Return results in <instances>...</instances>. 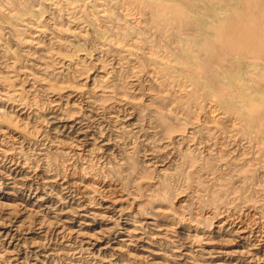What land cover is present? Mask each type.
<instances>
[{"label": "rangeland", "instance_id": "obj_1", "mask_svg": "<svg viewBox=\"0 0 264 264\" xmlns=\"http://www.w3.org/2000/svg\"><path fill=\"white\" fill-rule=\"evenodd\" d=\"M12 1L0 0V264H264V99L257 121L239 99L264 86V52L214 33L242 1L168 0L158 17V0Z\"/></svg>", "mask_w": 264, "mask_h": 264}, {"label": "bare ground", "instance_id": "obj_2", "mask_svg": "<svg viewBox=\"0 0 264 264\" xmlns=\"http://www.w3.org/2000/svg\"><path fill=\"white\" fill-rule=\"evenodd\" d=\"M9 1H11V4H12V0H9ZM58 1V0H57ZM61 1V0H60ZM65 1V0H64ZM68 2L70 1V0H67ZM92 1V0H91ZM95 1V0H94ZM93 1V2H94ZM99 1V0H98ZM101 1V0H100ZM99 1V2H100ZM103 1V0H102ZM112 0H110V1H108V2H111ZM115 1V0H114ZM126 1H128V0H126ZM228 1V0H227ZM242 1V4H243V7H240V8H234V7H231V10L233 11V13L232 14H230V16H228L227 18H221V16H220V14H218L217 16H215V19L217 20V22H218V28H217V30L214 32L216 35H220V36H226V38H225V41H229L230 43L231 42H234V41H240V40H244L243 42H246L247 44H249L250 45V47L252 48V49H255V50H262L263 52H264V6L262 5V3H263V0H241ZM2 2V1H1ZM5 2V1H4ZM59 2V1H58ZM66 2V1H65ZM65 2H64V4L63 5H68V6H70L69 5V3L68 4H65ZM74 2V1H73ZM96 2V1H95ZM104 2H105V0H104ZM103 2V3H104ZM107 2V3H108ZM124 2V1H123ZM195 2V1H194ZM213 2H214V0H213ZM217 2V0L215 1V3ZM5 3H7V2H5ZM14 3V2H13ZM97 3V2H96ZM106 3V2H105ZM135 3V2H134ZM133 3V4H134ZM8 4V3H7ZM71 4V3H70ZM73 4V3H72ZM94 4V3H93ZM110 4V3H109ZM131 4V3H130ZM175 4V3H174ZM203 4V3H202ZM223 4V3H222ZM2 5V4H1ZM5 5V4H4ZM18 5V4H17ZM60 5V4H59ZM172 5H173V3H172ZM172 5H170L169 3H168V0H164V1H159L158 0V2H155L153 5H151L152 6V11L151 12H153V14L154 15H156L157 17L158 16H165V15H169L170 13L173 15V12H174V10L176 9L174 6H172ZM201 5V4H200ZM12 6V5H11ZM79 6V5H78ZM78 6H77V8H78ZM83 6V5H82ZM102 6V5H101ZM105 6H107V4L105 5ZM110 6V5H109ZM140 6V5H139ZM175 6L177 7L178 5L177 4H175ZM193 6V5H192ZM191 6V7H192ZM15 7V6H14ZM36 7V6H35ZM54 7V6H53ZM62 7V6H61ZM98 7V6H97ZM103 7V6H102ZM100 8V9H103V8ZM112 7V6H111ZM180 7V6H179ZM194 7V6H193ZM204 7H205V5H204ZM251 7H253L254 8V11H250L251 9ZM16 8V7H15ZM72 8V7H71ZM76 8V9H77ZM65 9V8H64ZM81 9V8H80ZM83 9V8H82ZM111 9V8H110ZM180 9H181V7H180ZM223 9V8H222ZM248 9H249V11H248ZM15 10V9H14ZM14 10H13V12H14ZM62 10V9H61ZM71 10V9H70ZM69 10V8H68V11H70ZM104 10V9H103ZM102 10V11H103ZM109 10V9H108ZM194 10H195V8H194ZM226 10V9H225ZM79 11V10H78ZM101 11V12H102ZM110 11H112V10H110ZM223 11V10H222ZM227 11V10H226ZM225 11V12H226ZM75 12H76V10H75ZM107 13H108V11H106ZM144 12V11H143ZM80 13V12H79ZM94 13V12H93ZM106 13V14H107ZM111 13V12H110ZM206 13H208V12H206ZM72 14H74V13H72ZM152 14V15H153ZM187 14V13H186ZM221 14H223V12L221 13ZM226 14V13H225ZM255 14H256V16L258 15V14H260V15H258V21H256V22H254V18L256 17L255 16ZM19 15V14H18ZM77 15V14H76ZM85 15V14H84ZM103 15H105V14H102V16ZM108 15H109V13H108ZM141 15V14H140ZM11 16V15H10ZM71 16V15H70ZM79 16V15H78ZM82 16H83V13H82ZM93 16V15H92ZM128 16V15H127ZM144 16H145V13H144ZM223 16V15H222ZM254 16V18H252ZM14 17V16H13ZM16 17V16H15ZM85 17V16H84ZM252 19H251V18ZM19 18V17H18ZM40 19H41V17H39ZM91 18V17H90ZM94 18V17H93ZM102 18V17H101ZM151 18V17H150ZM156 18V17H155ZM248 18V19H247ZM103 19H105V18H103ZM106 19H107V17H106ZM160 19V18H159ZM158 19V20H159ZM163 19V18H162ZM108 20V19H107ZM145 20V19H144ZM164 20V19H163ZM194 20L195 21H200V19L199 18H194ZM257 20V19H256ZM39 21V20H38ZM75 21H76V19H75ZM155 21V20H154ZM153 21V22H154ZM157 21V20H156ZM155 21V22H156ZM162 21V20H161ZM193 21V20H192ZM137 22V21H136ZM154 22V23H155ZM160 22V21H159ZM231 23V22H234V24H235V26L233 25L232 27H228V23ZM127 23V22H126ZM158 22H156L155 24H157ZM193 23V22H192ZM85 24V23H84ZM138 24V23H137ZM150 24V23H149ZM197 24H199V22H197ZM152 25V24H151ZM158 25V24H157ZM156 25V26H157ZM161 25V27H162V25L163 24H160ZM169 25V24H168ZM167 25V26H168ZM15 26H16V24H15ZM94 26V25H93ZM107 26V25H106ZM159 26V25H158ZM170 26V25H169ZM168 26V27H169ZM4 27V26H3ZM149 27H150V25H149ZM2 28V27H1ZM0 28V29H1ZM107 28V27H106ZM113 28V27H112ZM124 27H122V29H123ZM157 28V27H156ZM209 28H211V26L209 27ZM43 29H44V27H43ZM126 29V28H125ZM149 29V28H148ZM160 29V28H159ZM181 29V28H180ZM38 30V29H37ZM124 30V29H123ZM140 30V29H139ZM153 30H156V29H153ZM110 31V30H109ZM113 31H115V28L113 29ZM150 31H152V30H150ZM182 31V30H181ZM100 32V31H99ZM116 32V31H115ZM125 32V31H124ZM124 32H122L123 34H124ZM146 32V31H145ZM155 32V31H154ZM183 32V31H182ZM186 32H188V31H186ZM186 32L184 33L185 34V36H187L186 35ZM118 33V32H117ZM116 33V34H117ZM122 33H121V35H122ZM126 33H127V31H126ZM149 34H151L150 32H148ZM156 33V32H155ZM194 33V32H193ZM192 33V36L194 35L195 37L194 38H196V39H198V40H196V42L197 43H199V42H201V41H204V42H206V38H205V36H206V34L205 33H203V30H202V32H201V28H200V31L199 30H196V32H195V34H193ZM9 34V33H8ZM11 34V33H10ZM119 34V33H118ZM139 34V33H138ZM154 34V33H153ZM176 34H178V33H176ZM111 35V34H110ZM146 35V34H145ZM156 35V34H155ZM154 35V36H155ZM117 36V35H116ZM125 35H122L121 36V38H123ZM176 36V35H175ZM190 36V35H189ZM191 36V38H193ZM118 37V36H117ZM127 37V36H126ZM149 37V36H148ZM150 37H152V35L150 36ZM188 37V36H187ZM219 37V36H218ZM181 38V37H180ZM221 38V37H220ZM151 39V38H150ZM153 39V38H152ZM163 39V41H164V37L162 38ZM177 39V38H176ZM227 39V40H226ZM135 40V39H134ZM183 40V39H182ZM181 40V42H184V41H182ZM222 42H224V40H222V39H220ZM124 41V40H123ZM149 41V40H148ZM211 41V40H210ZM150 42V41H149ZM178 42V41H177ZM189 42V41H188ZM220 42V41H219ZM0 43H1V41H0ZM150 43H153V42H150ZM157 43H159L158 41H157ZM176 43V42H175ZM180 43V42H179ZM192 43H193V41H192ZM207 43V42H206ZM209 43V42H208ZM211 43H213V41L211 42ZM3 44V43H2ZM233 44H235V42L233 43ZM233 44H230L231 45V47H233L232 49H234V45ZM236 44H239V43H237L236 42ZM4 45V44H3ZM3 45H1V46H3ZM6 45V44H5ZM129 45H130V43H129ZM157 45H159V44H157ZM156 45V47H157V49L161 46V45H159V47ZM166 45V44H165ZM177 45V44H176ZM201 45V44H200ZM204 45V44H203ZM203 45H201V46H203ZM215 45V44H214ZM228 46H229V44H227ZM226 45V46H227ZM152 46V45H151ZM150 46V47H151ZM175 46V45H174ZM178 46V45H177ZM201 46H200V48H201ZM216 46V45H215ZM237 46V45H236ZM258 46H260V47H258ZM166 47V46H165ZM214 47V46H213ZM262 47V48H261ZM152 48H153V46H152ZM151 48V49H152ZM183 48H185V50L186 51H188L189 50V47H183ZM199 48V49H200ZM203 48V47H202ZM228 48V47H227ZM226 48V49H227ZM229 48H230V46H229ZM166 48H164V50H165ZM235 49H237L236 47H235ZM175 50H176V48H175ZM206 50H208V49H206ZM251 50V49H250ZM2 51V50H1ZM4 51V50H3ZM153 51H155V50H152V52ZM196 51H197V48H196ZM220 51V50H219ZM218 51V52H219ZM230 51V50H229ZM234 51V50H233ZM152 52H151V54H152ZM156 52V51H155ZM164 52H166V50L164 51ZM175 52V51H174ZM208 52V51H207ZM207 52H206V54H207ZM154 53V52H153ZM203 53V52H202ZM223 53V52H222ZM222 53H220L219 54V56L222 54ZM234 53V52H233ZM236 53V52H235ZM252 53H254V52H252ZM1 54V53H0ZM170 54V53H169ZM168 54V55H169ZM196 54V53H195ZM229 54V53H228ZM227 54V55H228ZM263 54V53H262ZM4 55V54H3ZM7 55V54H6ZM5 55V56H6ZM152 55H156V54H152ZM203 55V54H202ZM207 55H209V54H207ZM223 55V54H222ZM243 55V54H242ZM2 56V55H1ZM198 56H200L199 54H198ZM224 56V55H223ZM248 56V55H247ZM4 57V56H3ZM169 57V56H168ZM167 57V58H168ZM171 57V56H170ZM203 57V56H202ZM225 57V56H224ZM250 56H248V60L250 59V58H252V57H250ZM1 59H2V57H0ZM200 58H201V56H200ZM199 58V59H200ZM221 58V57H220ZM237 58V57H236ZM241 58H243V60L245 59L243 56L241 57ZM255 58V57H254ZM251 59V60H253L252 62H256L257 63V60L255 61V59ZM182 59V58H181ZM190 59L191 60H193V56H191L190 57ZM195 59V58H194ZM204 60H205V58H203ZM216 59H218V58H216ZM222 59V58H221ZM239 59V58H238ZM257 59V58H256ZM260 59V58H259ZM203 60V61H204ZM246 60V59H245ZM263 60V59H262ZM1 61V63L3 64V60H0ZM168 61V60H167ZM173 61V63H174V59L172 60ZM201 62H203L202 60H200ZM215 61V60H214ZM250 61V60H249ZM204 62H206V60L204 61ZM218 62V61H217ZM234 62H235V60H234ZM260 62V61H259ZM263 62V61H262ZM0 63V64H1ZM197 63V62H196ZM230 63V62H229ZM236 63V62H235ZM4 64H6L5 62H4ZM10 64V63H9ZM162 64V63H161ZM185 64V63H184ZM204 64V63H203ZM202 64V65H203ZM206 64H207V62H206ZM209 64V63H208ZM232 64V63H231ZM237 64V63H236ZM11 65V64H10ZM216 65H218V64H216ZM5 66V65H4ZM6 66H8L9 67V65H6ZM8 67H6L7 69H8ZM197 67V66H196ZM200 67V66H199ZM198 67V68H199ZM10 68V67H9ZM12 68V67H11ZM10 68V69H11ZM13 68H14V66H13ZM12 68V69H13ZM158 69H159V67H157ZM197 68V69H198ZM204 68H205V66H204ZM208 67H206V69H207ZM213 68V67H212ZM263 68V67H262ZM184 70V69H183ZM191 70V69H190ZM256 70V69H255ZM261 70V69H260ZM13 71V70H12ZM163 71V70H162ZM186 71V70H185ZM262 71V70H261ZM207 72V71H206ZM206 72H204V74L206 73ZM249 72V71H248ZM21 73V72H20ZM189 73V72H188ZM191 73V72H190ZM232 73V70L230 69V68H228L227 69V67L225 68V66L224 67H222V66H216L214 69H213V72L211 73V75L212 76H214V79L218 82V84H219V86L221 85L222 87H223V83H221V82H224V83H226V84H229L231 81H230V79H228L230 76V74ZM6 74V73H5ZM12 74V73H11ZM13 74H15V72L13 73ZM18 74V73H17ZM28 74V73H27ZM206 76H207V74H205ZM20 76H22L21 74H20ZM193 76V75H192ZM19 77V76H18ZM170 77V76H169ZM264 77V76H263ZM12 78V77H11ZM13 78H16V76L15 77H13ZM22 78V77H21ZM35 78V77H34ZM197 78V77H196ZM205 78H207V77H205ZM227 78V79H226ZM43 80V79H42ZM45 80V79H44ZM185 80V79H184ZM205 80V79H204ZM208 80V79H207ZM212 80V79H211ZM210 80V81H211ZM261 80V78L259 79V81ZM264 80V79H263ZM180 81H182V80H180ZM257 81H258V79H257ZM190 82V81H189ZM201 82V81H200ZM11 83V82H10ZM185 83V82H184ZM211 83H212V81H211ZM242 83V82H241ZM251 83H252V81H251ZM2 84H4V82H2ZM12 84V83H11ZM42 84V83H41ZM51 84V83H50ZM217 84V85H218ZM257 84H258V86H259V82H257ZM16 85V84H15ZM44 85V84H43ZM47 85V84H46ZM45 85V86H46ZM49 85V84H48ZM47 85V86H48ZM185 85H189V84H185ZM213 85V84H212ZM261 85V84H260ZM264 85V84H263ZM1 86V85H0ZM2 86H4V85H2ZM7 86H9L8 84H7ZM14 86V85H13ZM17 86V85H16ZM51 86H52V84H51ZM50 86V87H51ZM80 86V85H79ZM192 86V85H191ZM220 86V87H221ZM5 87H6V84H5ZM18 87V86H17ZM17 87H15V88H17ZM19 87H20V85H19ZM49 87V88H50ZM200 87V86H199ZM4 88V87H3ZM7 88V87H6ZM27 88V87H26ZM31 88V87H30ZM225 88V87H224ZM9 89V88H8ZM196 89H198L197 87H196ZM201 89V88H200ZM218 89V88H217ZM223 89V88H222ZM226 89V88H225ZM224 89V90H225ZM257 89V88H256ZM260 89V90H259ZM259 89H258V91H257V93L253 90H251L252 92H255L254 94L253 93H249V92H245V91H243V93H242V96H239V99H241V97H242V99L241 100H243L244 101V103H246V104H243V107L245 108V110L247 111V112H250L251 113V115L255 118V116L257 115H259V116H262L263 114H264V112H263V114H261L260 115V112H258L257 113V111L258 110H255V104H256V100H262V99H264V93L262 92V91H264V86H261V88L259 87ZM203 90V89H202ZM228 90V89H227ZM12 91V90H11ZM205 91V90H204ZM223 91V90H222ZM231 91V90H230ZM2 92V91H1ZM12 92H14V89H13V91ZM16 92V91H15ZM202 92V91H201ZM8 93H10V92H8ZM74 93V92H73ZM207 93V92H206ZM205 93V94H206ZM234 93H236V92H234ZM4 94V93H3ZM14 94V93H13ZM227 94H228V91H227ZM230 94V93H229ZM5 95V94H4ZM17 95V94H16ZM28 95V94H27ZM7 96V95H6ZM210 96V95H209ZM7 97H9V96H7ZM16 98H17V96H15ZM215 97V96H214ZM213 97V98H214ZM229 97H232V96H229ZM3 98V97H2ZM6 99V98H5ZM80 99V98H79ZM1 100V99H0ZM21 100V99H20ZM210 101H213L212 99H210ZM236 101V100H235ZM245 105V106H244ZM219 106V105H218ZM262 107H263V105H261ZM260 106V108H261V111H262V107ZM15 107V106H14ZM212 107V106H211ZM260 108H258L259 109V111H260ZM264 108V107H263ZM18 109V108H17ZM81 109V108H80ZM256 109H257V107H256ZM231 111H232V109H230ZM264 111V110H263ZM2 113V112H1ZM0 113V114H1ZM231 113V112H230ZM235 113V112H234ZM51 114V113H50ZM114 115V114H113ZM232 115V114H231ZM236 115V114H235ZM11 116V115H10ZM49 116V115H48ZM62 116V115H61ZM251 116V117H252ZM0 117H2V116H0ZM45 117V116H44ZM60 117V116H59ZM237 117H238V114H237ZM240 117V116H239ZM251 117H250V120H251ZM55 118V117H54ZM235 118H236V116H235ZM242 118V117H241ZM249 118H247V120H248ZM256 119V121L257 120H259L258 118H255ZM46 120V119H45ZM57 120V119H56ZM96 120V119H95ZM211 120V119H210ZM214 120V119H213ZM242 120H243V118H242ZM75 121V120H74ZM80 121V120H79ZM244 121V120H243ZM263 120L261 119V123H263L262 122ZM124 122V121H123ZM211 122V121H210ZM251 122V121H250ZM260 122V121H259ZM49 123V122H48ZM53 123V122H52ZM115 123V122H114ZM240 123H242V122H240ZM252 123V122H251ZM13 124H15V123H13ZM26 124V123H25ZM66 124V123H65ZM210 124V123H209ZM247 124V123H246ZM259 124V123H258ZM26 125H28V122H27V124ZM59 125V124H58ZM122 125V124H121ZM243 125V124H242ZM253 125V124H252ZM16 126H17V124H16ZM33 126V125H32ZM241 126V125H240ZM239 126V127H240ZM247 126H248V124H247ZM255 126V125H254ZM261 126V125H260ZM215 127V126H214ZM249 127V126H248ZM262 127V126H261ZM256 128V127H255ZM258 129H260V127H257ZM256 128V129H257ZM85 129V128H84ZM244 131V134H245V129H243ZM248 130V129H247ZM31 131V130H30ZM250 131V130H249ZM259 130H257V132H258ZM263 131V130H262ZM211 132V131H210ZM247 132V131H246ZM39 133V132H38ZM253 133V132H252ZM251 133V134H252ZM41 136V135H40ZM252 136V135H251ZM253 137V136H252ZM256 137V136H255ZM76 138V137H75ZM240 139V138H239ZM242 139V138H241ZM254 139V138H253ZM255 139H257V137L255 138ZM80 140V139H79ZM98 140V139H97ZM210 141V140H209ZM256 141V140H255ZM78 142V141H77ZM83 142V141H82ZM228 142V141H227ZM258 142V141H257ZM241 143V142H240ZM79 145V144H78ZM262 145V143L260 144V146ZM256 146V145H255ZM263 146V145H262ZM257 149V148H256ZM262 150H263V148H262ZM5 151V150H4ZM264 151V150H263ZM257 156V155H256ZM7 160V159H6ZM15 160V159H14ZM24 166V165H23ZM263 177V176H262ZM262 239V238H261Z\"/></svg>", "mask_w": 264, "mask_h": 264}]
</instances>
